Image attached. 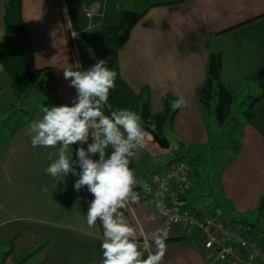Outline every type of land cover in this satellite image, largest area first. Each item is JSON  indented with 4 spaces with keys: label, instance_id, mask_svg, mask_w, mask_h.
Wrapping results in <instances>:
<instances>
[{
    "label": "crops",
    "instance_id": "obj_1",
    "mask_svg": "<svg viewBox=\"0 0 264 264\" xmlns=\"http://www.w3.org/2000/svg\"><path fill=\"white\" fill-rule=\"evenodd\" d=\"M171 1L22 0L35 65L54 69L51 86L58 100L44 105L71 104L76 90L64 79L63 71L78 70L77 64L82 69L95 64L89 33L115 25L121 9L140 11L152 3ZM7 2L0 0V42L5 35ZM94 4L99 5V12L88 16ZM217 52L223 54L222 81L238 93L233 107L239 108L234 115L231 110L224 125L229 126L228 146L220 143L224 150L216 151L217 156L224 157L216 188H210L209 193L207 185L193 182L185 206L203 216L222 207L233 222L248 221L264 230V215L259 216L257 210L264 193V97L255 106L253 123L244 114L250 100L264 89V0L161 4L150 8L135 25L129 41L119 51L123 79L136 93L147 90L155 112L165 110L166 95L176 99L183 96L187 105L179 109L165 132V138L173 141L170 145L179 149L162 148L151 134L130 167L140 181L163 173L174 164L177 153L184 158L200 157L204 165L213 150L220 148L217 139L224 126L213 135L210 123L215 122L214 117L205 113L198 100L207 78L209 57ZM5 76L0 63V95L3 86L13 94ZM41 105L14 128L0 151V264H17L27 252L45 242L47 245L23 264H101V222L90 228L86 220L91 194L86 188L75 192L76 177L71 175L66 183L55 187L58 182L44 171L50 163L47 153L55 149L33 147L27 134L28 124L43 115ZM200 169L196 177L202 174ZM202 170L206 175L208 171ZM45 187L47 192L42 191ZM158 203L167 211L171 209L161 198L142 195L138 204L125 211V217L149 238L158 229L167 230L162 264H233L217 261L204 249L197 232L186 233L171 225L157 208ZM12 243L11 252L1 260Z\"/></svg>",
    "mask_w": 264,
    "mask_h": 264
},
{
    "label": "clouds",
    "instance_id": "obj_2",
    "mask_svg": "<svg viewBox=\"0 0 264 264\" xmlns=\"http://www.w3.org/2000/svg\"><path fill=\"white\" fill-rule=\"evenodd\" d=\"M106 64L100 59L87 69L79 64L82 70L65 68L63 77L76 90L71 104H42V117L30 122L26 131L33 147L55 149L47 153L50 163L44 169L58 182L55 187L66 183L71 175L76 177L75 192L86 188L91 194L86 220L90 228L98 220L101 222V264H162L167 230L158 229L149 238L125 217L129 206L142 199L130 164L151 132L143 126L137 112L112 109L108 103L117 73ZM186 105V99L180 96L171 107L175 110ZM106 108L110 109L108 114ZM157 208L172 221L180 222V215L169 213L162 203Z\"/></svg>",
    "mask_w": 264,
    "mask_h": 264
},
{
    "label": "trees",
    "instance_id": "obj_3",
    "mask_svg": "<svg viewBox=\"0 0 264 264\" xmlns=\"http://www.w3.org/2000/svg\"><path fill=\"white\" fill-rule=\"evenodd\" d=\"M184 0H174L169 3H152L143 10L133 11L121 9L118 22L115 25L104 26L89 33V39L93 49L94 63L100 59L107 61L106 67L117 73L115 88L110 91L108 103L112 109H130L141 116V122L145 128L155 131L161 137L171 126L179 109L173 110L171 105L175 97H164L165 110L161 113L153 111L147 90L136 93L126 83L121 75L119 51L129 41L135 25L143 18L147 11L156 5L181 3ZM22 0H8L4 14L5 35L0 42V63L8 78L14 96L22 99L27 96L34 87H39L44 95L41 104L56 102L58 96L51 86L54 69L52 67L37 68L35 56L29 44V32L22 15ZM223 54L212 53L207 66V78L205 84L198 92V100L207 115H213L218 127L224 126L230 119L231 110L238 99V93L229 89L222 81ZM264 97V89L261 95L250 100L244 114L246 119L253 123L255 118V106ZM106 114L110 109H105ZM187 158L175 154L173 162ZM201 158H192L189 164H193L194 171L198 169ZM258 215H264V193L258 205ZM259 234V233H258ZM261 238L264 236L259 234ZM47 245V242L39 244L27 252L17 264H23L30 257L38 253ZM10 250L1 256L5 260Z\"/></svg>",
    "mask_w": 264,
    "mask_h": 264
},
{
    "label": "built area",
    "instance_id": "obj_4",
    "mask_svg": "<svg viewBox=\"0 0 264 264\" xmlns=\"http://www.w3.org/2000/svg\"><path fill=\"white\" fill-rule=\"evenodd\" d=\"M99 9V5L94 4L87 15L93 16ZM137 182V191L142 195L166 201L171 208L168 212L178 213L181 217L180 222H175L165 216L167 221L186 233L197 232L204 249L210 251L217 261L264 264V239L250 237L238 229L222 207H216L211 214L203 216L185 206V196L193 184L192 170L185 160L176 161L163 173Z\"/></svg>",
    "mask_w": 264,
    "mask_h": 264
},
{
    "label": "rangeland",
    "instance_id": "obj_5",
    "mask_svg": "<svg viewBox=\"0 0 264 264\" xmlns=\"http://www.w3.org/2000/svg\"><path fill=\"white\" fill-rule=\"evenodd\" d=\"M44 98L45 97L43 95V92L39 87H34L32 91H30V94L22 99L15 98V96H13L8 86L7 88L6 86L2 87V94L0 95V151L3 148L5 141L11 136V133L14 130V128L19 126L21 123L25 122L28 118V113L30 114L33 110H35V108L38 105H40V103L42 102ZM238 108H239L238 106L233 107L232 109L233 115H234V112L238 110ZM210 126L212 130L211 131L212 134L215 135L218 126L215 124V122H211ZM228 127H229L228 125L223 127L222 135L220 139H217L219 147H220V143H222L223 146L224 145L228 146V142H227L228 140L227 133L229 131ZM168 140H169V143L173 142L170 138ZM170 147L177 149V150L179 149L177 145L171 144ZM217 149L218 151H220V149H223V148L221 147L215 148L212 152V155L209 157L207 163H205L204 165L203 164L201 165V161H200V164L198 165L197 169L199 170L200 169L199 166L201 165L200 170L202 174L199 175L198 177H196L193 164L192 165L189 164V161L191 159L190 158L186 159V162L188 163V165L190 166L192 170L193 182L196 181L197 184L202 185V186L207 185L208 186L207 192L209 193H210V188L212 187L213 189L216 188L217 174H218L220 165L224 163V157L217 156L219 154L218 152H216ZM203 168H205V170L208 171L206 175L204 174V170H202ZM207 197L209 196L207 195ZM235 226L238 229L242 230V232H244L250 237H253V238L260 237V235L255 229L245 225L242 222L240 223L236 222Z\"/></svg>",
    "mask_w": 264,
    "mask_h": 264
},
{
    "label": "water",
    "instance_id": "obj_6",
    "mask_svg": "<svg viewBox=\"0 0 264 264\" xmlns=\"http://www.w3.org/2000/svg\"><path fill=\"white\" fill-rule=\"evenodd\" d=\"M154 141L159 144L164 149L170 148V143L165 137H161L155 131H151ZM244 224L255 229L259 234L264 236V230L259 228L257 224L249 223L248 221H244Z\"/></svg>",
    "mask_w": 264,
    "mask_h": 264
}]
</instances>
